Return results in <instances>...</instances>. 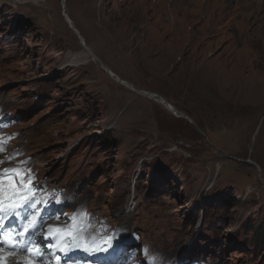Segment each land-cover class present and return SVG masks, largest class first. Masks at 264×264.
<instances>
[{"label":"rangeland","instance_id":"1","mask_svg":"<svg viewBox=\"0 0 264 264\" xmlns=\"http://www.w3.org/2000/svg\"><path fill=\"white\" fill-rule=\"evenodd\" d=\"M0 104L154 252L264 264V0H0Z\"/></svg>","mask_w":264,"mask_h":264},{"label":"snow or ice","instance_id":"2","mask_svg":"<svg viewBox=\"0 0 264 264\" xmlns=\"http://www.w3.org/2000/svg\"><path fill=\"white\" fill-rule=\"evenodd\" d=\"M8 139L10 138H0V152H3L7 147ZM15 155L18 154L10 153L7 160H0V164L13 160ZM19 163L24 164L27 163V161H21ZM4 180H8L11 189V194L7 196L10 203L5 204V197L3 195L4 189L0 187V212H10L12 215H17L18 210L24 207L25 204H29L30 200L32 201L30 206L33 209H35L37 204L40 203V201H36L33 196V194L38 192L39 189L33 184V175L30 170L21 167L0 169V185L3 184ZM37 224L38 217L33 213L32 218L23 225L22 231L19 233H9L7 235L5 233H0V249H2L4 245H7L9 249L26 251L29 252L30 255L36 256L37 259H41L43 253L39 247L35 249L26 247V245L30 243L26 239V236L29 232L35 230ZM76 227L81 228V230L83 229L82 225H76ZM48 231L49 233H52L53 231L59 233L62 230L49 228ZM9 240L11 243L8 242ZM0 264H6V260L2 254H0ZM25 264H33V261L27 260Z\"/></svg>","mask_w":264,"mask_h":264},{"label":"bare ground","instance_id":"3","mask_svg":"<svg viewBox=\"0 0 264 264\" xmlns=\"http://www.w3.org/2000/svg\"><path fill=\"white\" fill-rule=\"evenodd\" d=\"M67 16H68V22L70 23V25L77 29V26L76 27L74 26L73 19H71V17L68 14H67ZM80 35L83 38V41H80V42L84 43V37H83L82 34H80ZM94 57H95V59H98L97 56L94 55ZM104 68H105V70L107 71V73H108V75L110 77H112L115 80L119 81L121 84L125 85L126 87H130L131 89H134L135 88V86H133V84H131L128 81L123 80L110 67L105 66ZM140 92H142L143 94L149 96L150 98H154V99H157V101H161L164 105H166L168 108H170L171 110H173L172 109L173 107H171L165 100H163L162 98H160L159 96H157L158 94H155L154 92H151V91H143V90L140 91ZM175 113H177V112H175ZM178 116H180V115H178ZM0 254H2L4 256V258L6 260V264H25V262L27 260H32L33 261V264H44V263L36 262L34 259L29 258V257L23 255L22 253L15 254V253H10V252H7V251H5L3 249H0Z\"/></svg>","mask_w":264,"mask_h":264},{"label":"trees","instance_id":"4","mask_svg":"<svg viewBox=\"0 0 264 264\" xmlns=\"http://www.w3.org/2000/svg\"><path fill=\"white\" fill-rule=\"evenodd\" d=\"M256 233H258V235L261 234L258 228H256Z\"/></svg>","mask_w":264,"mask_h":264}]
</instances>
